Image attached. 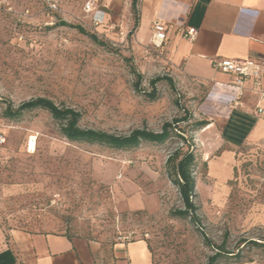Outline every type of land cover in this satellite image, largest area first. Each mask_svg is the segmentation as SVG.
Returning a JSON list of instances; mask_svg holds the SVG:
<instances>
[{"label": "rangeland", "instance_id": "rangeland-1", "mask_svg": "<svg viewBox=\"0 0 264 264\" xmlns=\"http://www.w3.org/2000/svg\"><path fill=\"white\" fill-rule=\"evenodd\" d=\"M59 10L51 12L45 0H0L3 228L62 233L107 248L121 236L143 239L154 264H206L214 253L209 244H223L233 254L239 250L238 258L222 256L217 264H264V246L251 245L264 244V141L229 150L216 130L195 126L204 120L203 86L152 55L137 53L126 42L130 33L99 32L81 14L80 1L59 2ZM69 25L81 26L103 45ZM131 68L147 92L149 82L161 78L156 100L134 90ZM37 97L78 111L82 128L118 135L140 128L158 132L186 114L178 128L196 159L198 224L170 215L183 206L165 161L186 143L173 137L162 145L119 151L68 142L60 122L43 110L3 118L7 103L16 108ZM29 136L36 137L33 154L26 151ZM137 193L145 203L133 209Z\"/></svg>", "mask_w": 264, "mask_h": 264}, {"label": "crops", "instance_id": "crops-1", "mask_svg": "<svg viewBox=\"0 0 264 264\" xmlns=\"http://www.w3.org/2000/svg\"><path fill=\"white\" fill-rule=\"evenodd\" d=\"M91 1L104 11L99 32L130 33L126 42L137 53L152 55L181 78L205 88L199 114L209 122L206 130H216L220 143L234 150L264 141V112L258 111V108L264 111V97L260 96V92L264 93V75L257 90L251 81L244 83L241 105L234 108L232 76L213 67L220 60L264 61V0H137L136 15L131 0ZM158 17L170 21L165 40L159 50L146 51L152 23ZM175 22H182L183 27H177ZM189 28L197 30L192 41L183 37ZM137 195L133 209L145 203L143 196ZM0 264H154V261L143 239L116 242L107 248L62 233L4 229L0 224Z\"/></svg>", "mask_w": 264, "mask_h": 264}, {"label": "trees", "instance_id": "trees-1", "mask_svg": "<svg viewBox=\"0 0 264 264\" xmlns=\"http://www.w3.org/2000/svg\"><path fill=\"white\" fill-rule=\"evenodd\" d=\"M136 3L137 0H131V9L134 15H136ZM59 23L60 25H67L62 21ZM69 27L76 29L81 34L87 35L93 42L103 45L102 42L97 40L95 35L88 34L81 26L69 25ZM131 72L136 79L133 83L134 90L144 94L149 101L156 100L157 96L155 84L160 81L161 78L151 80L149 82L151 90L147 92L140 88V74L134 68H131ZM32 110H43L47 112L53 120L60 122V134L68 142L98 145L108 149L120 151L137 148L142 143L162 145L173 137L179 138L183 143L187 144L186 149L176 148L169 154L165 161V173L170 183L176 187L183 207L172 210L170 215L178 219H189L192 224H198L199 218L196 214L197 208L193 202L195 195V178L193 173L196 167V159L193 151L189 148L191 147L190 141L184 138L182 130L178 128L179 123L188 120L186 114L183 118L163 123L160 131L158 132L140 128L134 129L126 135H118L101 130L82 128L78 125L81 117V114L78 111L68 107H58L51 100L43 97H37L23 102L16 108H13L11 104L7 103L2 116L3 118L14 120L21 117L24 112ZM195 126L199 129H203L208 126V122L200 120L195 122ZM251 245L264 246V244L253 241H251ZM209 246L212 247L214 253L207 258L206 264H217L222 256L239 257V250L236 254L227 252L223 244L220 246L209 244Z\"/></svg>", "mask_w": 264, "mask_h": 264}, {"label": "built area", "instance_id": "built-area-1", "mask_svg": "<svg viewBox=\"0 0 264 264\" xmlns=\"http://www.w3.org/2000/svg\"><path fill=\"white\" fill-rule=\"evenodd\" d=\"M48 9L51 12H58L59 2L64 0H45ZM80 1V0H77ZM82 12L88 17L91 25L98 28L104 23V11L99 9L96 4L91 0H85L82 3ZM26 13H28L26 11ZM170 21H164L161 18H156L151 26V37L149 40V48L146 51H156L162 47L165 40L167 26ZM177 27H183L182 22L174 23ZM112 29V27H110ZM197 36V30L189 28L183 34V37L192 41ZM213 67L221 73L229 74L232 76L231 85L234 88L235 94L231 106L234 108L240 107L241 98L243 95V85L246 81H251L254 89H259L261 85V78L264 75V61L245 59V60H220L213 63ZM261 98L264 93L260 92ZM259 113L264 111L258 108ZM5 143V137L0 132V146ZM36 149V137L29 136L26 142L27 153L33 154ZM117 243H128L132 241L130 236H121L117 238Z\"/></svg>", "mask_w": 264, "mask_h": 264}]
</instances>
